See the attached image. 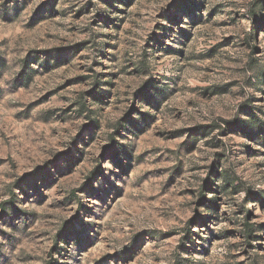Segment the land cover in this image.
Here are the masks:
<instances>
[{
	"label": "rangeland",
	"instance_id": "obj_1",
	"mask_svg": "<svg viewBox=\"0 0 264 264\" xmlns=\"http://www.w3.org/2000/svg\"><path fill=\"white\" fill-rule=\"evenodd\" d=\"M0 264H264V0H0Z\"/></svg>",
	"mask_w": 264,
	"mask_h": 264
},
{
	"label": "trees",
	"instance_id": "obj_2",
	"mask_svg": "<svg viewBox=\"0 0 264 264\" xmlns=\"http://www.w3.org/2000/svg\"><path fill=\"white\" fill-rule=\"evenodd\" d=\"M22 77H23V75H22ZM245 227H248L249 228V225H245ZM249 231H251L250 228H249Z\"/></svg>",
	"mask_w": 264,
	"mask_h": 264
}]
</instances>
